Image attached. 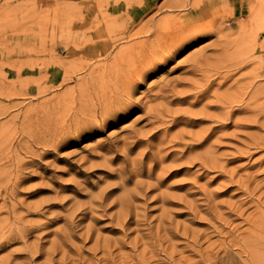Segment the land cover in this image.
I'll return each mask as SVG.
<instances>
[{
  "label": "rangeland",
  "instance_id": "obj_1",
  "mask_svg": "<svg viewBox=\"0 0 264 264\" xmlns=\"http://www.w3.org/2000/svg\"><path fill=\"white\" fill-rule=\"evenodd\" d=\"M135 1L0 0V264H264V5L228 0L234 17L140 86L139 109L77 138L96 96L58 72L94 56V26L104 42L107 16L121 37L189 12Z\"/></svg>",
  "mask_w": 264,
  "mask_h": 264
},
{
  "label": "bare ground",
  "instance_id": "obj_2",
  "mask_svg": "<svg viewBox=\"0 0 264 264\" xmlns=\"http://www.w3.org/2000/svg\"><path fill=\"white\" fill-rule=\"evenodd\" d=\"M181 1L179 0L171 5V10H189L183 19L179 18L181 20H177L166 26L147 24L138 29L134 25L138 29H135L136 31H133L134 26L132 28L133 30H130L129 26L127 29V26L124 25L126 29L119 33L123 35L121 37H117L114 32L117 15L115 16L116 18L107 16L110 19L106 22V17L104 21L109 31H107L108 36L104 42L99 39L104 33L100 25L94 26V31L91 35L92 38L90 36L89 46L93 47L92 52L94 56L89 59L87 55V57H84L85 55L79 54L77 58L78 64H76L78 67L74 71L63 70L58 72V78H61V84L59 86H63L69 81L74 80L75 76H79L77 79V88H70V92L76 93L78 90L85 92L91 91L89 93L95 94L96 96L93 98L96 101L89 105V112L91 114H88V118H79L82 111H76L75 117L78 118L75 120L76 127L74 132L77 133V138H89L103 131L110 124H117L120 120L129 117L136 109L141 107V102L135 99V93L140 86L144 85L151 76L158 74L183 50L196 44L200 39L216 34L218 30L216 29L217 23L227 20L229 16L234 17L232 8L228 9L230 6L228 0H197L192 3L187 2L188 0ZM260 1L264 5V0ZM150 2V0L135 1L139 9L138 12L150 8ZM127 6L126 10L129 18H133L131 16V10L134 7V3L128 1ZM119 8L120 5H115L112 9L117 11ZM230 10L231 12H229ZM250 10V16L255 17L254 9L250 7ZM135 15H138L137 12ZM103 17L105 16L103 15ZM206 18H211L209 24H197ZM118 28L121 29L119 24ZM119 43L128 45L120 47L114 54L119 47ZM99 47L102 48V51L98 50ZM79 51L81 52L80 49ZM101 59L109 60L108 65L101 66L99 64L98 67L93 65L97 68H93L87 74L88 68L92 66L91 63ZM133 143L137 142L133 141ZM127 150L129 152L131 151L130 148ZM120 171L119 174L122 182L127 183L137 169L133 171L128 170L127 167L124 169L121 167ZM137 172L136 174L138 175L140 170ZM7 225L8 223L5 221L2 229H6ZM26 230V227L22 229V231ZM10 236L11 232H7L5 235L2 233L0 239L9 240ZM0 246L2 247V245Z\"/></svg>",
  "mask_w": 264,
  "mask_h": 264
}]
</instances>
